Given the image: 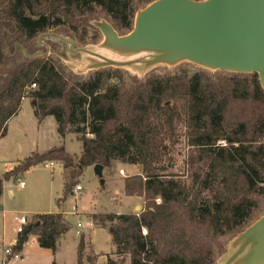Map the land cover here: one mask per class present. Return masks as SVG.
I'll list each match as a JSON object with an SVG mask.
<instances>
[{
  "label": "trees",
  "instance_id": "trees-1",
  "mask_svg": "<svg viewBox=\"0 0 264 264\" xmlns=\"http://www.w3.org/2000/svg\"><path fill=\"white\" fill-rule=\"evenodd\" d=\"M153 1L0 0V138L29 98L40 122L54 117L60 136L74 133L82 142L77 163L63 146L27 157L0 176V196L5 181L46 160L69 169L58 205L88 166L141 165V173L125 178V193L143 197L144 209L92 214L108 227L122 262L216 264L222 239L236 237L264 212V88L258 74L182 70L133 76L128 83L113 67L87 78L68 75L37 52L36 38L51 28L65 27L84 40L99 11L120 35L128 34L138 5ZM183 135L190 182L167 172L169 150ZM69 227L62 212L34 214L13 252L35 234L55 254ZM85 249L82 236L78 264H86ZM86 259L93 264L95 256Z\"/></svg>",
  "mask_w": 264,
  "mask_h": 264
},
{
  "label": "rangeland",
  "instance_id": "rangeland-1",
  "mask_svg": "<svg viewBox=\"0 0 264 264\" xmlns=\"http://www.w3.org/2000/svg\"><path fill=\"white\" fill-rule=\"evenodd\" d=\"M144 8L141 3L138 5L139 11ZM107 21L112 24L111 20L105 13L99 11L91 20L89 33L81 40L79 34H76L65 27H57L48 29L36 38L37 51L44 57L52 58L56 64L63 67L68 75L78 74L82 78H87L96 69L90 66L95 60H100L84 51L77 49L84 48L92 52L105 56L107 58L127 62L134 60L148 59L147 53H141L133 56H122L111 50L104 48V35L97 27V23ZM96 34V35H94ZM70 42L74 45L71 46ZM36 52V53H37ZM110 68V67H108ZM118 68V67H113ZM120 72L124 75L129 83L133 76L145 79L155 74H175L182 70H186L189 74L198 71H206L215 73L221 70H210L197 64L183 61L176 65L157 64L152 67H144V64L138 63L132 66L119 67ZM116 81V80H114ZM31 100L26 99L23 102L22 118H25L26 130L24 133L18 131V122L13 121L7 127V133L0 138V173L8 171L19 166L27 157L37 153H44L54 145H59L61 138L57 137L56 131L50 123H47L39 130L32 126L29 120L31 114ZM53 120V118H52ZM51 122V121H50ZM185 129L182 127L181 132ZM25 134V135H24ZM65 147L71 154H80L82 152V143L74 134H68L65 139ZM189 143L186 136H182L179 143L169 150L166 162L168 163V173H175L183 176L184 180L190 182L188 177L187 155L189 151ZM72 156V155H71ZM72 158L77 163L78 159ZM21 159V160H19ZM55 161V160H53ZM46 160L32 166L27 171L12 177L10 185L15 192L13 199L8 200L6 204L0 201V213L3 207L9 211L25 212L28 217L32 216V212L36 210L46 212L65 211L68 216L65 220L69 223V230L65 233V237L61 242L57 257L49 249L42 248L37 238L30 236L25 250L18 258H10L6 264H78L77 251L81 237L85 238V263L89 264L86 256L93 255L95 260L93 264H130V258L126 257L122 262V257L116 254V246L112 239V235L108 231V227H102L90 217L88 213H129L134 207L133 204L137 200L135 196H128L125 193V181L120 174V167L126 166L128 172H142L141 165L126 164L118 161L112 167L106 168L104 171L105 184H101V178L95 174L94 165L84 168L83 173L76 179L81 184L82 190L76 192L75 187L73 193H70L65 200L58 205L57 201L63 197V183L69 169L64 172L59 168L63 167L62 162L55 161L53 168H48ZM19 179L25 181V188L21 189L18 185ZM208 201L210 196L205 193ZM142 203L140 209H136L133 213L142 211L145 207V200L140 197ZM77 211L73 213V207ZM261 213V212H260ZM264 214V212H263ZM64 216V215H63ZM262 215H260L261 217ZM33 217V216H32ZM83 222L84 227L81 233L77 234V223ZM94 222V223H93ZM87 223H90L87 225ZM2 228L0 214V231ZM235 237H225L222 239L223 250L219 254L216 264H222L230 252V245ZM0 243H2L0 233ZM1 252V251H0ZM20 254V253H19ZM21 256H23L21 258ZM0 264H3L0 259Z\"/></svg>",
  "mask_w": 264,
  "mask_h": 264
},
{
  "label": "water",
  "instance_id": "water-1",
  "mask_svg": "<svg viewBox=\"0 0 264 264\" xmlns=\"http://www.w3.org/2000/svg\"><path fill=\"white\" fill-rule=\"evenodd\" d=\"M97 27L104 48L122 56L147 53L149 58L121 62L77 49L100 59L91 69L188 61L210 70L256 73L264 88V0H154L137 13L128 34L120 35L105 20ZM104 169L94 166L101 184ZM222 264H264V214L234 238Z\"/></svg>",
  "mask_w": 264,
  "mask_h": 264
},
{
  "label": "crops",
  "instance_id": "crops-1",
  "mask_svg": "<svg viewBox=\"0 0 264 264\" xmlns=\"http://www.w3.org/2000/svg\"><path fill=\"white\" fill-rule=\"evenodd\" d=\"M26 99H29V98H24L23 99V102L26 100ZM23 102H22V107H21V110L19 111V113L16 115V116H14L12 119H10V121L8 122V125H10L13 121H16L17 120V122H18V126H19V128H18V131L19 132H22V133H24L25 132V130H26V122H25V118H22V113H23ZM31 103V102H30ZM52 118H53V120H52ZM29 120H30V122L32 123V126H35V127H37V129L39 130L40 128H43L47 123H50L51 124V126L53 127V130L54 131H56V133H57V137H59V138H61L62 140L60 141V143H59V145H54L53 147H51V148H54V147H60V146H63L64 148H65V150L70 154V155H72L74 158H77V159H79L80 157H81V155H82V152L80 153V154H71L67 149H66V147H65V139H66V137L68 136V134H74V133H68V134H66L64 137H62V136H60V134L58 133V125H57V122H56V120H55V118L54 117H47V118H45L43 121H39L38 119H37V117L35 116V113H34V109H33V107H32V105H31V114L29 115ZM51 121V122H50ZM25 135V134H24ZM74 135H76V134H74ZM7 136V135H6ZM77 136V135H76ZM82 143V142H81ZM50 148V149H51ZM49 150V149H48ZM46 152V151H45ZM19 160H21V159H19ZM56 161V160H55ZM59 162V161H58ZM61 162V161H60ZM118 161H115L114 162V164H116ZM126 164H128V163H126ZM18 165H19V163H18ZM15 168V167H14ZM14 168H12V169H14ZM12 169H10V170H12ZM10 170H8V171H10ZM59 170L60 171H62V172H64L65 171V169H64V167H60L59 168ZM106 170V168L104 169V171ZM8 171H3L2 173H0V176H2L3 174H5L6 172H8ZM140 172H134V173H131V172H128V168L126 167V166H121L120 167V174L122 175V178L124 179V181H125V178L127 177V176H130V175H135V174H139ZM12 179H10V180H8V181H5L4 182V187H3V193H2V195L0 196V201H2L4 204H6L7 202H8V200H11V199H13V197L15 196V192H14V190L12 189V187H11V185H10V181H11ZM105 180V183H106V179H104ZM104 183V184H105ZM64 184H65V181H64V183H63V191H64ZM25 186H26V184H25ZM20 187V186H19ZM21 188V187H20ZM25 188V187H24ZM24 188H21V189H24ZM136 198H137V200L134 202V204H133V207H134V209L131 211V212H129V213H133V211L134 210H136L137 208H139L140 207V205L139 204H141L142 203V200H141V198L140 197H138V196H135ZM57 212H62L63 213V215H64V218H66V219H68L67 217V215H66V213H65V211H57ZM73 212H74V210H73ZM38 213H53V212H46V211H41V210H36V211H33L32 212V216L34 215V214H38ZM1 224H2V228H1V231H0V233H1V239H2V243H0V244H2V245H4V246H14L15 244H16V242H17V240H18V238H19V234L17 233V231H16V226H17V224H18V217L19 216H21L22 214H26L25 212H17V211H9V210H7V209H5V207H3V210L1 211ZM90 214H93V213H88V216L90 217ZM27 215V214H26ZM31 216V217H32ZM94 223V222H93ZM31 235H33L35 238H37V241H38V236L37 235H35V234H31ZM30 235V236H31ZM30 236H29V238H30ZM64 237H65V235L63 236V237H61L59 240H58V246H57V251H56V253L54 254L56 257H57V254H58V252H59V248H60V245H61V242H62V240L64 239ZM29 238H28V241L24 244V247H23V250L20 252V255H22L23 254V252H24V250H25V247H26V245H27V243L29 242ZM39 243V242H38ZM52 252V251H51ZM53 253V252H52ZM0 256L2 257V255H1V252H0ZM1 257H0V259H1ZM23 256H21V258H22Z\"/></svg>",
  "mask_w": 264,
  "mask_h": 264
},
{
  "label": "built area",
  "instance_id": "built-area-1",
  "mask_svg": "<svg viewBox=\"0 0 264 264\" xmlns=\"http://www.w3.org/2000/svg\"><path fill=\"white\" fill-rule=\"evenodd\" d=\"M32 88H36V84H32ZM45 166L48 168H53L55 166V161L46 162ZM18 185L21 188H24L25 187V181L22 179H19ZM81 190H82L81 184L76 185L74 191L80 192ZM73 210H74L73 213H75V211H77V208L74 206ZM18 221L19 222L16 226V231L18 234H21L33 222V217H28L26 214H22L21 216L18 217ZM89 224L90 223H87V225H89ZM83 227H84V223L79 221L77 223V230H76L77 234L81 233L80 229ZM0 251H1V255H2V257L1 256L0 257L2 259L3 264H6L7 261L10 260V258L16 259L20 256V254L13 252L12 246H4V245L0 244Z\"/></svg>",
  "mask_w": 264,
  "mask_h": 264
}]
</instances>
